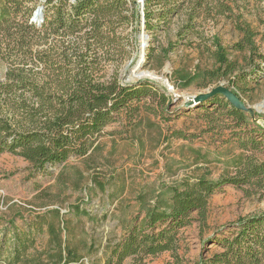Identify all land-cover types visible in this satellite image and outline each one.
Segmentation results:
<instances>
[{
  "label": "trees",
  "instance_id": "1",
  "mask_svg": "<svg viewBox=\"0 0 264 264\" xmlns=\"http://www.w3.org/2000/svg\"><path fill=\"white\" fill-rule=\"evenodd\" d=\"M215 1L219 9L231 8L224 0ZM207 3L208 0H143L145 29L152 28L154 18L166 22L183 14L185 23L179 34L185 37L194 28L198 7ZM38 6H42L39 23L32 20ZM129 9L136 22L132 0H0V33L20 58L16 57L0 79V153L21 156L33 169L42 170L71 155H85L104 126L137 111L141 101L156 99L160 106L165 105L168 99L161 87L148 82L123 85L115 74L103 79L93 66L95 55L114 37V25L128 20L125 11ZM18 14L22 19H15ZM137 19L143 22L138 15ZM235 28L241 33L239 41L225 47L216 36L212 37L213 67L182 76L183 87L197 78L205 80L203 84L226 79L227 87L239 96V83L248 74L262 75L264 54L258 52L256 32L247 23L239 22ZM49 37L59 43L39 49V40L47 41ZM57 37L59 40H55ZM228 49L246 51L245 65L229 58ZM196 107L203 108L210 129L215 123L228 126L224 123L227 120L234 125L225 128L250 126L264 134V126L251 121L247 113L235 109L220 94ZM173 136L185 137L181 131H174ZM236 140L239 153L225 161L231 172L225 171L217 178L208 173L185 177L163 185L151 201L139 196L143 216L134 219L122 238L109 246L103 264H122L128 257L163 252H169L174 263L179 264L178 231L193 222L203 231L213 193L227 185L240 189L246 197L264 189V159H259L255 151H242L257 150L262 142L253 136ZM72 211L76 215L88 214L77 205H72ZM63 230L57 208L24 220L21 225H3L0 256L7 264H84L63 238ZM42 233L47 234L51 250L47 248L45 255L40 253L31 259L28 250ZM203 244L216 245V249L206 248L193 264H264V210L217 229Z\"/></svg>",
  "mask_w": 264,
  "mask_h": 264
},
{
  "label": "rangeland",
  "instance_id": "2",
  "mask_svg": "<svg viewBox=\"0 0 264 264\" xmlns=\"http://www.w3.org/2000/svg\"><path fill=\"white\" fill-rule=\"evenodd\" d=\"M224 2L231 8L219 9L215 0L198 7L194 28L185 37L179 34L185 23L183 14L166 22L154 18L152 28L145 29L143 9L139 8L138 18L140 22L143 19L142 24L138 23L139 32L143 31L147 37L146 41L137 39L140 46L145 44L140 47L143 60L136 72L153 73L156 79L142 75L140 82L155 85L144 78L157 80L169 91L170 100L163 106L156 99L141 101L137 111L123 114L104 126L85 155H71L66 161L47 165L42 170L33 169L21 156L0 153V231L3 225L11 222L21 225L24 220L57 208L62 215L63 238L75 248L81 261L103 264L109 246L122 238L134 219L143 216L139 196L151 201L163 185L185 177L208 173L209 177L217 178L225 171L231 172L225 161L240 151L236 137L253 136L258 143L262 142L257 150H241L255 151L259 159H264V134L260 130H251L250 126L225 128L234 125L227 120L224 123L228 126L215 123L210 129L203 108H179L191 95L220 83L228 86L226 79L203 84L205 80L200 78L189 86H182V76H193L197 71L213 67L212 37L216 36L222 45L230 47L241 38L235 25L247 23L256 32L254 40L258 52L264 54V0ZM125 14L128 20L114 25V37L95 55L93 66L103 79L115 74L121 80L123 69L135 58V17L132 20V9ZM15 19L22 18L18 14ZM51 38L40 39L38 48L45 50L59 43ZM12 49V43L0 33V79L16 57L20 59ZM228 51L229 58L245 65L246 51ZM261 66L264 69V63ZM130 81L136 79L130 78ZM238 91L247 105L258 108L255 117L264 119V72L259 77L248 74L239 83ZM256 123L264 126L260 119ZM174 131H181L185 137L173 136ZM72 205L88 214H74ZM263 210L264 189L246 197L236 187H222L209 197L203 231L197 222L178 231L179 264H193L206 248L216 249V245H205L203 241L217 229ZM47 239L46 233L37 235L28 257L45 255ZM168 263L175 264L169 252L128 257L122 262ZM0 264H7L2 256Z\"/></svg>",
  "mask_w": 264,
  "mask_h": 264
},
{
  "label": "water",
  "instance_id": "3",
  "mask_svg": "<svg viewBox=\"0 0 264 264\" xmlns=\"http://www.w3.org/2000/svg\"><path fill=\"white\" fill-rule=\"evenodd\" d=\"M132 3L135 5L136 8V22H135V58L130 60L127 65L125 66V68L122 71V75H121V84L126 85V84H137L139 83L141 80L138 76H142L143 72H137V69L139 68V66H141L142 60H143V53L142 50L140 49V47H144L145 42H143V44H140L137 42V39L140 37L143 40L146 41V35L143 33L139 32V20L137 19V15H138V10L143 9V0H132ZM33 21L36 22H40L42 20V6H38L36 8V10L33 13V17H32ZM143 22H141L142 24ZM136 81L131 82L130 78H136ZM146 81L152 82L155 85L161 87L162 91L165 93V95L167 96V99L170 100V94L169 91L163 87L157 80H150V79H146L144 78ZM215 94H220L225 100H227L235 109L243 111L245 113H247L252 121H259L262 120L264 122L263 118H256L255 117V113L256 111H259L258 108H254L251 107L249 105H247L236 93H234L229 87L224 86L222 83L204 91V92H199L195 95H191L187 100L183 101L181 103V105L179 106V108L184 109V110H188L189 108L193 107V106H197L199 103L211 98L212 96H214Z\"/></svg>",
  "mask_w": 264,
  "mask_h": 264
},
{
  "label": "bare ground",
  "instance_id": "4",
  "mask_svg": "<svg viewBox=\"0 0 264 264\" xmlns=\"http://www.w3.org/2000/svg\"><path fill=\"white\" fill-rule=\"evenodd\" d=\"M135 73H137V72H135ZM152 75H153V73H143V76H149V77H153L156 79V77L152 76ZM138 77H141V76H138ZM135 79H137V77Z\"/></svg>",
  "mask_w": 264,
  "mask_h": 264
}]
</instances>
